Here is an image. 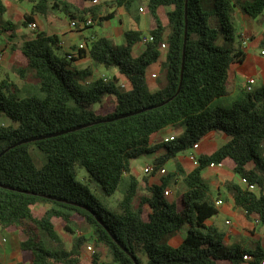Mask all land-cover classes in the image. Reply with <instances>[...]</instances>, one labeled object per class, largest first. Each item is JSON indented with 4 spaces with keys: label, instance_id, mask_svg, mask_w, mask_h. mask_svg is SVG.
<instances>
[{
    "label": "trees",
    "instance_id": "obj_1",
    "mask_svg": "<svg viewBox=\"0 0 264 264\" xmlns=\"http://www.w3.org/2000/svg\"><path fill=\"white\" fill-rule=\"evenodd\" d=\"M12 1L32 4L31 11L23 15V28L45 10H57L76 23L87 18L100 23L115 15L113 12L98 18L96 6L79 7L67 0ZM140 1L146 3L156 21V28L147 34L152 41L130 29L123 34L122 48L100 37L78 51L95 66L114 72L110 79L84 82L82 77L80 86L77 79L81 75L71 64L73 55H61L58 38L45 33L22 42L17 70L20 80L35 83L42 99L21 97L17 84L0 77V153L23 140L92 124L17 146L0 157V227L22 234L19 252L25 264H142L136 255L140 251L147 264H244L247 256L252 258L249 264H262V248L227 247L224 233L207 225L218 215V209L202 172L210 165L231 162L237 179L224 185L226 192L246 219L264 224V161L258 154L264 147V87L245 92L227 109L211 107L226 95L233 68L246 57L234 14L237 10L256 20L264 14V0H210V10L206 9L208 0H113L110 6L129 13L141 8ZM160 7L169 9L166 38L156 14ZM6 12L0 0V18ZM0 29L15 32L10 21ZM185 29L182 81L176 93ZM140 43L144 50L133 57L132 48ZM162 45L166 46L165 83L151 90L146 74L157 63ZM261 49L264 53V33ZM120 77L127 80L129 89L120 85ZM107 99L112 103L103 106ZM147 108L151 109L119 118ZM111 118L119 119L103 122ZM167 127L183 131L171 141L152 145V138ZM210 133L225 135L228 140L211 155L197 157L198 165L189 173L178 163L173 172L160 173L168 162H176L179 155ZM31 148L44 156L39 168ZM160 150L151 174L158 184L149 185L145 179L146 192L140 195L131 163ZM78 169H83L93 187L106 197L114 196L126 184L115 209L101 204L90 186L77 179ZM179 180V200L168 202L164 193L175 189ZM242 180L254 189L242 186ZM36 208L43 209L41 215ZM54 219L59 220L65 234L73 237L70 248L65 249ZM184 229L183 242L171 247L169 240ZM79 230L92 232L89 240L94 253L89 261L83 260L88 239L77 236Z\"/></svg>",
    "mask_w": 264,
    "mask_h": 264
},
{
    "label": "crops",
    "instance_id": "obj_2",
    "mask_svg": "<svg viewBox=\"0 0 264 264\" xmlns=\"http://www.w3.org/2000/svg\"><path fill=\"white\" fill-rule=\"evenodd\" d=\"M72 5H77L79 7L84 8H91L96 6L99 9V15L98 18L104 17L108 14H111L114 12V17L110 20L103 21L98 23V19L93 22V25H98V30H92L89 33V37L85 36V33L83 32L86 28H81L79 25H76L75 28H71V20L66 17L64 14L60 13L57 10L52 11H44V14H38L33 17L32 23L35 24L36 28L34 30L30 29L29 26L25 28L26 31L31 32L30 38L26 36V32L24 33H16L12 31H4L0 29V32L3 31V36L7 35L8 33L15 34L17 36H26L31 40L34 38L36 33H45L48 36H56L59 40V49L61 55H73L74 61L71 63L73 70H75L77 73H79L83 79L84 82H92L93 80L102 78L107 79L106 75L103 73V70H105L101 66H95L89 57H80L78 53V47L79 45H84V49H86V44H90L96 39L100 37L107 38L111 41V43L115 46H123V34L130 30H136L141 32L143 35L147 37V34L156 28V21L153 19V17L149 14L148 10L146 9V3H145V9L134 8L129 13H127L122 7L115 8L111 7L110 4L113 0H98L97 4H92V2L88 3H80L76 0H67ZM4 6L7 9L6 14L3 16L5 17L9 11L12 8H20L18 4H15L12 0H2ZM144 2V1H143ZM24 3V2H23ZM27 3V2H26ZM23 10V9H22ZM169 11L168 8L160 7L156 14L157 18L161 24V26L164 28V37H168L169 31H168V19H167V12ZM29 12H26L23 10V15L28 14ZM22 15V17H23ZM235 23H236V17L239 19V29L238 33L241 35V49L245 52V60L241 65L235 66L232 70V74L230 77V80L227 84L226 89V95L222 97L221 99L217 100L219 103H225L222 105L223 107L225 105L230 106L234 101L238 100L243 96L245 93V83L248 78H252L255 80V85L253 86V90L258 87H264V54L262 55V49H261V41L263 38L264 30H261V35H258L256 33L255 36H251L250 34L253 32L251 23L252 21H256L260 19V17L256 20H251L247 16L241 14L239 11L236 10L235 14ZM31 23V24H32ZM253 26V25H252ZM89 28V27H87ZM260 48V49H259ZM257 49H259V53H257ZM144 50L143 44H136L133 46L131 55L133 57H138ZM2 57V56H1ZM166 58V50L160 51V57L155 63L154 67H158V65H164ZM3 60V58H2ZM86 65V67H85ZM106 71V70H105ZM157 71L150 72V75L148 76V71L146 74V80L148 82L149 88L151 90H155L158 88V84L156 83V80L158 78ZM113 76L116 75L114 72ZM152 75H155V78H151ZM119 81L121 84H123V88L129 89V83L127 80L123 78H119ZM150 81V82H149ZM120 84V85H121ZM97 108V107H96ZM176 130L178 128L176 127H167L163 130H161L158 134H156L152 140L151 144H160L163 142L165 138L168 137H176L178 136L176 134ZM182 133V129L179 128ZM227 137L225 135L217 134V133H210L208 134L200 143L199 147L196 150H190L189 154H181L176 158L175 161L168 162L164 168L166 171H174L175 169V163H178L182 169L189 173L194 169V166L191 164L189 160L190 154L195 155L196 157H199L201 155L209 156L212 153H214L221 145L225 144L227 142ZM162 151L155 152L151 155L144 156L145 162L143 170L146 166L151 165L149 164L150 159L157 158ZM139 160V159H138ZM132 161L131 163V174L137 178V175L140 171V167L137 164V161ZM233 164L229 161H225L222 164V167H207L202 172V177L209 183L210 190L212 191V188L214 187V180L222 179V182L228 180V177L230 178V173H232ZM144 174V172H143ZM145 175V174H144ZM150 176V175H147ZM138 179V178H137ZM151 182H149V185L152 184H158L157 177L150 176ZM224 180V181H223ZM220 183V184H221ZM215 191L217 192V197L213 199V201L216 203L218 201L221 202V205L216 206L218 209V214L221 212L224 216V222L222 227L219 225H216V217H214L211 221L207 223L208 226H212L220 230L222 233H224V245L227 247L240 245L244 248L248 247V250H252L255 247L259 246L264 250V230H262V227H264L263 224L255 225L254 219L252 221L253 228L247 229L248 222L250 220L246 219L244 216V213L237 210L234 207L233 201L230 197V195L226 192V195H221L218 187H214ZM170 191L169 195L166 197V200L168 202H177L179 200L180 195L177 194L176 188L175 189H167ZM36 213L42 214L43 209L36 208ZM226 222H229V224H226ZM186 230L184 229L180 234L176 235L170 240V246L173 248L178 247L184 240L186 236ZM24 240V237L22 234H20L18 231H16L13 228H9L6 230L1 229L0 227V264H25L23 262L24 258L20 254L19 251H15L14 249L19 247V244L21 241ZM257 240V241H256ZM263 240V243L261 242ZM243 244V245H242ZM251 246V247H250ZM86 252H84L85 254ZM83 254V260L89 261L88 256ZM248 264V263H244Z\"/></svg>",
    "mask_w": 264,
    "mask_h": 264
},
{
    "label": "rangeland",
    "instance_id": "obj_3",
    "mask_svg": "<svg viewBox=\"0 0 264 264\" xmlns=\"http://www.w3.org/2000/svg\"><path fill=\"white\" fill-rule=\"evenodd\" d=\"M15 4H18V6H20L21 9L20 8H12L5 17H1L0 18V26H2L5 23V21H10L15 26V32L17 34L26 32L25 33L26 36L30 38V36L32 35L31 32L29 30L26 31L25 28H23L21 26V21H22V18H23L22 17L23 10L26 11V12H30L31 8H32V4L26 3V2H24V3H15ZM139 6L141 8L145 9V2L140 1ZM206 9L207 10L211 9V1L210 0H208L207 3H206ZM238 27H239V19H238V17H236V28L239 29ZM251 27H252V31L253 32L249 35L250 38H251V36L252 37L255 36L256 33H258V32H259L258 35H261V30H264V14L260 17V19H258L256 21H252ZM98 29H99L98 25H93L92 27L86 28L83 32L85 33V36H88L89 33L92 30H98ZM3 33H4L3 31L0 32V54L2 55V58H3V60L0 62V77L2 79L8 77L11 81H13L15 84H17L18 87L21 90V97L34 95L35 97H37L39 99H42L43 98V94L40 93L37 90L35 83L28 82V81H30L29 79H26V80L22 81V80L19 79V77L17 75V70H18V68L20 66L19 47H20V45L22 44V42L24 40L29 39V38H27L26 36H24V37H22V36L13 37V36H16V35L12 34V33H8L4 37ZM115 47L116 48H122L123 46H115ZM259 49L256 50L257 53H259V51H260ZM85 67H86V65H85ZM152 71H157L156 73H157L158 78L156 80V83L159 86L163 85L165 83V66L164 65H158V67L150 66V68H148V76L150 75V72H152ZM103 73L107 76L106 78H109V79L113 76V73L107 72L105 70H103ZM81 80H82V76L79 79H77V81H78L79 85L83 87V83L81 82ZM226 102H228V101H226ZM110 103H112V99L111 100L107 99V100L104 101L103 106H108ZM225 103H221L220 104L219 101H215V102H213L211 104V107L212 108L220 107V108H225V109L229 108L230 106H228V105H225L224 107L222 106ZM176 134L178 136L181 135V130H179V128H178V130H176ZM189 153H190V150L187 151L185 154L187 155ZM30 154H31V156H32V158L34 160V163H35L36 167H38V168L41 167V165L45 162L43 154H41L35 148H31L30 149ZM258 154H259L260 158L264 161V147H262L261 149L258 150ZM154 160H155L154 158L150 159L148 163L152 164ZM145 161L146 160H145L144 157L140 158L137 161V164L140 167V171H139V173L137 175V178H138L137 180L140 183V188H139V194L140 195H142V194H144L146 192L145 188H146L147 184H146L145 179L147 180L148 184H149V182H151L150 176H147V175L143 174V167H144V162ZM167 172H171V171L167 170ZM230 176L231 177L230 178L228 177V180H226L224 182V184L221 183L222 179L215 180L213 178V180H214L213 186L214 187L216 186L219 189H221V191H220L221 195L222 194L226 195V190H225L224 185H226L227 182H229V181H234V180L237 179L233 175V173H230ZM77 179L80 180L81 182L84 181V183L88 184L90 186L91 192L100 201V203L103 204L105 207L110 208V209H115L116 208V206L118 205L119 201L122 198V195H123V192H124L125 186H126V184L123 185L120 188V190L117 191V193L114 196L106 197V196H103L101 194V192L97 188L93 187V185L89 182L88 174L83 169H78ZM180 184H181V181L179 180L178 181V186L177 187L175 186L177 194H180V191H181ZM241 185L244 186V184L242 182H241ZM214 187L212 188V191H210L211 199H215L217 197V195H218L217 192L215 191ZM37 214H38V212H37ZM224 219H225V216L221 212H219L218 216L216 217V225H219L220 227L224 226L223 225ZM53 221L56 224V230L61 236V239H62V241L64 243L65 249L70 248L71 244H72V241H73V237L70 236V235H67V234H65L63 232V230H62V228L60 226L59 220L54 219ZM252 221H253V218L250 219V221L248 222L247 229H252L253 228ZM262 230H264V227H262ZM77 236H84L85 238L88 239V241H87V243H86V245L84 246V249H83L84 252H85V248L87 246H91L93 248L92 243L89 240L90 237L92 236V232L90 230L85 231V232L83 230H79L77 232ZM261 242L263 243V240H261ZM168 244L170 245V240H169ZM248 247H246V249H248ZM14 250L16 252L19 251V247L15 248ZM84 255L88 256L87 253H85ZM136 255H137L138 259L141 261L142 264H147V258H146L145 254L142 251L138 252Z\"/></svg>",
    "mask_w": 264,
    "mask_h": 264
},
{
    "label": "built area",
    "instance_id": "obj_4",
    "mask_svg": "<svg viewBox=\"0 0 264 264\" xmlns=\"http://www.w3.org/2000/svg\"><path fill=\"white\" fill-rule=\"evenodd\" d=\"M97 3H98V1H93L92 2V4H94V5L97 4ZM92 24H93L92 19L91 18H87L85 21H83L81 23L71 22L70 27L71 28H75L76 25H79V27H81V28L84 29V28L90 27ZM29 28L32 29V30H34L36 28V26H35V24L32 23V24L29 25ZM146 40L147 41H152V37L148 36L146 38ZM83 48H84V45L83 44L82 45H79L78 50H81ZM164 49H166V46L165 45H162L161 46V50H164ZM263 54L264 53L262 52V55ZM68 58L70 59V56H68ZM1 61H2V57L0 56V62ZM151 78H155V75H152ZM254 85H255V80L252 79V78H248L246 80V83H245V92H248V93L251 92L253 90V86ZM121 86L124 87L123 84H121ZM171 140H173V137H168V138H165L163 140V142H168V141H171ZM198 147H199V144H196V145L193 146L192 150H196V149H198ZM189 160H190L191 164L194 166V168L198 165L197 157L195 155L190 154ZM213 166L222 167V164L210 165V167H213ZM153 170H154V168H153V166L151 164V165L146 166L144 168L143 172H144L145 175H151L153 173ZM165 172H167V171L163 167L161 169L160 173L163 174ZM241 182L244 184L245 187L249 188L250 190H253L254 189L253 186H247V184L245 183L244 180H242ZM169 193H170V191L166 190L165 193H164L165 197H167L169 195ZM215 205L216 206L221 205V202L218 201V202L215 203ZM254 223H255V225H259V224L261 225V223L257 219H255ZM226 224H229V222H226ZM85 252L88 254V258L90 259L91 255H93V253H94V250H93V248L91 246H87L85 248ZM244 260H245L246 263L249 264V262L252 261V258L247 256V257H244ZM262 264H264V261L262 262Z\"/></svg>",
    "mask_w": 264,
    "mask_h": 264
},
{
    "label": "water",
    "instance_id": "obj_5",
    "mask_svg": "<svg viewBox=\"0 0 264 264\" xmlns=\"http://www.w3.org/2000/svg\"><path fill=\"white\" fill-rule=\"evenodd\" d=\"M186 4H185V25H186V17H187V12H186ZM185 45H186V29L184 31V38H183V50H182V69H181V75H180V84H179V87H178V90L176 93L179 92L180 90V86H181V81H182V72H183V63H184V50H185ZM171 100V99H169ZM169 100L165 101L163 104L167 103ZM161 104V105H163ZM151 108H147V109H142V110H138L136 112H133L131 114H127V115H122L120 116L119 118H125V117H128V116H131V115H135V114H139V113H142L146 110H149ZM119 118H111V119H108V120H105L103 122H111V121H114V120H117ZM99 123V122H97ZM95 123V124H97ZM89 125H92V124H89ZM89 125H84V126H79V127H76V128H73V129H70V130H66V131H62V132H59V133H55V134H51V135H47V136H42V137H37V138H31V139H27V140H23V141H20V142H17L16 144H13L12 146L6 148L4 151H2L0 153V157L2 155H4L5 152H7L8 150L10 149H13L17 146H20V145H24V144H28V143H31V142H36V141H40V140H43V139H48V138H52V137H56V136H60V135H65L67 133H70V132H74V131H77V130H80V129H83L85 127H88ZM122 250L123 252H125L126 254H128V252L121 246V245H118ZM130 258L135 262L134 258L132 256H130ZM137 264V263H135Z\"/></svg>",
    "mask_w": 264,
    "mask_h": 264
}]
</instances>
